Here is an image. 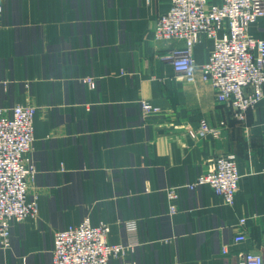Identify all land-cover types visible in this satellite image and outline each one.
Wrapping results in <instances>:
<instances>
[{
    "label": "crops",
    "instance_id": "crops-1",
    "mask_svg": "<svg viewBox=\"0 0 264 264\" xmlns=\"http://www.w3.org/2000/svg\"><path fill=\"white\" fill-rule=\"evenodd\" d=\"M0 5V109L37 108L29 194L39 204L36 217L12 223L0 264H51L55 232L87 217L110 225V243L136 242L110 264H239L248 252L264 259V98L244 121L217 99L202 80L211 39L201 35L194 46L188 80L163 58L183 43L154 38L170 0ZM248 32L264 39V17ZM140 100L162 112L143 118ZM203 119L224 122L220 136L191 137ZM229 153L241 174L233 204L208 185L187 187ZM239 234L245 240L235 242Z\"/></svg>",
    "mask_w": 264,
    "mask_h": 264
},
{
    "label": "built area",
    "instance_id": "built-area-1",
    "mask_svg": "<svg viewBox=\"0 0 264 264\" xmlns=\"http://www.w3.org/2000/svg\"><path fill=\"white\" fill-rule=\"evenodd\" d=\"M2 10L0 5V11ZM264 17V0H170L168 10L157 19L154 38L157 41L176 39L183 47L172 49L168 56L178 74L195 78L194 46L205 35L213 42V51L202 65V80L217 92V99L228 104L239 121L264 98V39L249 35V26ZM91 87L92 78L85 79ZM143 118L162 112L161 107L140 100ZM36 107L29 102L15 105L9 113L0 109V245L10 246L13 222L36 217L37 195L29 194V180L35 175L31 153L34 143ZM225 127L221 122L211 126L205 119L197 129L189 130L193 138H217ZM213 168L199 176L189 189L208 185L231 205L239 188L241 174L232 153L214 158ZM170 213L177 211L178 188L167 189ZM245 219L240 220L243 225ZM127 226L133 230L134 224ZM110 225L93 224L87 217L77 226L54 234L51 264H110L111 260L133 251L136 242L110 243ZM245 240L244 234L235 242ZM224 254L226 248H222ZM127 264H136L127 263ZM239 264H264L261 254L248 252Z\"/></svg>",
    "mask_w": 264,
    "mask_h": 264
},
{
    "label": "rangeland",
    "instance_id": "rangeland-1",
    "mask_svg": "<svg viewBox=\"0 0 264 264\" xmlns=\"http://www.w3.org/2000/svg\"><path fill=\"white\" fill-rule=\"evenodd\" d=\"M156 25V24H155ZM155 28V27H154ZM87 79V78H86ZM93 80H94V83H95V79L94 78H92ZM87 82V81H86ZM87 84L89 85V83L87 82ZM90 86V85H89ZM91 87V86H90ZM95 87V86H94ZM91 88H93V87H91ZM25 102H27V101H25ZM18 105V104H17ZM3 110V109H2ZM5 112H7V111H5ZM7 113H9V111L7 112ZM54 247V246H53Z\"/></svg>",
    "mask_w": 264,
    "mask_h": 264
}]
</instances>
